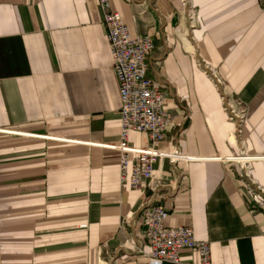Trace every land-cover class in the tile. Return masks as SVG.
<instances>
[{
	"label": "crops",
	"instance_id": "crops-1",
	"mask_svg": "<svg viewBox=\"0 0 264 264\" xmlns=\"http://www.w3.org/2000/svg\"><path fill=\"white\" fill-rule=\"evenodd\" d=\"M131 35L156 42L151 74L173 92L174 125L158 149L202 158L155 163L157 190L119 179L121 100L96 0H0V264H172L133 252L141 209L166 204L170 226L209 240L213 264H264V210L246 184L264 185V159L249 170L213 157L264 156V11L260 0H112ZM197 50L248 107L243 140L194 58ZM131 144L150 146L133 131ZM174 192L172 197L169 195ZM182 264H200L180 252Z\"/></svg>",
	"mask_w": 264,
	"mask_h": 264
},
{
	"label": "built area",
	"instance_id": "built-area-1",
	"mask_svg": "<svg viewBox=\"0 0 264 264\" xmlns=\"http://www.w3.org/2000/svg\"><path fill=\"white\" fill-rule=\"evenodd\" d=\"M264 11V0H260ZM103 12V23L107 31L109 47L116 71L121 100V134L117 144H103L107 148L120 152L119 179L122 184H129L134 189L157 190L162 177L158 175L155 163L169 159L176 164L179 161H195L202 158L184 154L179 148L173 151L158 149V144L167 136V130L174 125V118L165 107L168 98L173 97L165 81L151 74L150 58L156 50L155 39L149 35H131L119 10L114 9L112 0H96ZM183 8L192 26L198 23V12L193 0H182ZM194 58L199 67L217 90L223 111L234 125L233 132L243 140V128L249 116V107L227 88L226 81L219 70L206 61L196 49ZM133 131L147 133L150 146L145 148L131 144ZM214 160L237 162L246 170L251 163L264 156L249 155L244 149L229 156L213 157ZM255 205L254 210H264V185L256 180L246 184ZM174 192L169 195L172 197ZM143 217L142 234L131 238L133 252L172 264H182L180 252L188 248L200 256V264H213L212 245L209 240L196 238L192 226L166 224L169 211L165 203L144 206L140 211Z\"/></svg>",
	"mask_w": 264,
	"mask_h": 264
}]
</instances>
